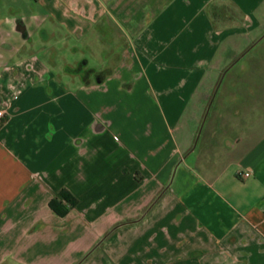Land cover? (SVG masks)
I'll use <instances>...</instances> for the list:
<instances>
[{
	"label": "crops",
	"instance_id": "1",
	"mask_svg": "<svg viewBox=\"0 0 264 264\" xmlns=\"http://www.w3.org/2000/svg\"><path fill=\"white\" fill-rule=\"evenodd\" d=\"M10 1L0 264H264V0Z\"/></svg>",
	"mask_w": 264,
	"mask_h": 264
},
{
	"label": "rangeland",
	"instance_id": "2",
	"mask_svg": "<svg viewBox=\"0 0 264 264\" xmlns=\"http://www.w3.org/2000/svg\"><path fill=\"white\" fill-rule=\"evenodd\" d=\"M10 4H14L12 1H6L4 2L3 0H0V7H3L4 6H7V7H10ZM32 6H35L34 8L37 9L38 12H45L46 11V7L43 6L41 3L39 4H36L34 3V0L30 1V0H17V3H16V7L18 8H21L23 10H25L26 12H28L29 10H31ZM12 7V5H11ZM261 16V17H260ZM259 19L258 18V21L260 22V26L257 27V31H255V33L250 37V39H254L256 38V41H258L263 35L259 36L258 34L261 32L263 33L264 31V9L262 11V14H260ZM239 26H243V24H240ZM244 27V26H243ZM56 33H59L57 35H55L54 37H61V34L64 32V31H61L60 29H58V31H55ZM62 32V33H61ZM61 33V34H60ZM69 40H68V45H66L65 41H61V43L59 44L58 47H55V45H49V47L47 48H50V47H55V49L57 50V52L59 53V55H62L63 53V56L65 57V60L69 61V60H79V62H82L83 60V44H82V40L80 37H78L77 35H74V36H69ZM259 37V38H258ZM236 38H238L236 36ZM235 38V39H236ZM56 38H53L52 41H51V44L54 43V40ZM249 38H247L248 40ZM262 40L259 41L251 50H250V53L246 58L247 60L249 58L252 59V57H257V58H260L263 54H264V37L261 38ZM246 41V40H245ZM254 41V42H256ZM65 46V48H64ZM103 46V45H101ZM228 46H230V43L228 44ZM101 53H103V47H101ZM65 51V52H63ZM101 57V56H100ZM235 61V60H234ZM233 62V61H231ZM101 64V58H96V57H89V68H99ZM237 65V64H236ZM234 66L229 68L231 65H227L224 70L222 71V68L223 67H218V66H214L213 70H212V74L213 76L217 79L216 80V83H215V86H214V89H212V92H211V98L209 100V103L206 107V109H209L210 105H212V102H213V98H214V95H215V91L217 89H219V86L222 82V74L224 72H226L227 68V72H226V77H228V75L230 74H236L237 73V70H238V65L237 66ZM94 74H92V77ZM224 79L223 81V84L221 85V88L219 89L220 91H222L225 87V83H226V78ZM207 115V114H206ZM205 119V118H204ZM79 260H83V259H79ZM77 264V263H76Z\"/></svg>",
	"mask_w": 264,
	"mask_h": 264
},
{
	"label": "trees",
	"instance_id": "3",
	"mask_svg": "<svg viewBox=\"0 0 264 264\" xmlns=\"http://www.w3.org/2000/svg\"><path fill=\"white\" fill-rule=\"evenodd\" d=\"M61 196L65 199V201L68 203V206H66L64 209V212H62V211H60V210H58L56 207H55V202H56V199L54 198L53 200H51V202H50V207L51 208H53L55 211H57V213H59V214H64L65 212L67 213L68 212V210L71 208V207H73L74 205H75V203H76V201H75V199L73 198V197H71L70 196V194L67 192V191H65V190H62L61 191ZM135 221H133L132 223H134ZM91 252L92 251H89V253L85 256V258L83 259V261H85L88 257H89V255L91 254ZM82 261V262H83ZM82 262L81 263H79V264H82Z\"/></svg>",
	"mask_w": 264,
	"mask_h": 264
},
{
	"label": "built area",
	"instance_id": "4",
	"mask_svg": "<svg viewBox=\"0 0 264 264\" xmlns=\"http://www.w3.org/2000/svg\"><path fill=\"white\" fill-rule=\"evenodd\" d=\"M2 116H3V111H0V117H2ZM243 175H248V173L245 172V173H243Z\"/></svg>",
	"mask_w": 264,
	"mask_h": 264
}]
</instances>
